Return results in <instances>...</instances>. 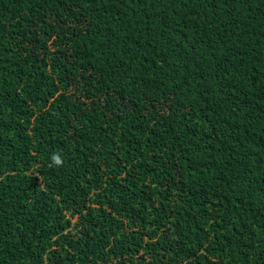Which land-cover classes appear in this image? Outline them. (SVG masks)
Masks as SVG:
<instances>
[{"label": "trees", "instance_id": "trees-1", "mask_svg": "<svg viewBox=\"0 0 264 264\" xmlns=\"http://www.w3.org/2000/svg\"><path fill=\"white\" fill-rule=\"evenodd\" d=\"M0 264H264V0H0Z\"/></svg>", "mask_w": 264, "mask_h": 264}, {"label": "clouds", "instance_id": "clouds-1", "mask_svg": "<svg viewBox=\"0 0 264 264\" xmlns=\"http://www.w3.org/2000/svg\"><path fill=\"white\" fill-rule=\"evenodd\" d=\"M52 165L51 166H62L63 160L59 153H55L51 156Z\"/></svg>", "mask_w": 264, "mask_h": 264}]
</instances>
